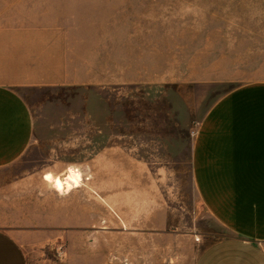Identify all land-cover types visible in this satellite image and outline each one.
<instances>
[{
  "label": "rangeland",
  "instance_id": "obj_1",
  "mask_svg": "<svg viewBox=\"0 0 264 264\" xmlns=\"http://www.w3.org/2000/svg\"><path fill=\"white\" fill-rule=\"evenodd\" d=\"M65 65L89 83L20 84ZM256 82L264 0H0V83L35 123L0 189L12 184V207L55 200L29 264H197L231 238L198 192L193 149L212 108Z\"/></svg>",
  "mask_w": 264,
  "mask_h": 264
},
{
  "label": "crops",
  "instance_id": "obj_2",
  "mask_svg": "<svg viewBox=\"0 0 264 264\" xmlns=\"http://www.w3.org/2000/svg\"><path fill=\"white\" fill-rule=\"evenodd\" d=\"M68 68H60L63 73L38 70L33 80L20 84L89 83L73 81ZM34 132L27 102L13 84L0 83V171L23 157ZM193 165L204 204L232 234L208 247L197 264H264V82L246 84L212 108L194 143ZM20 181L18 187H24L27 179ZM11 191L12 184L0 189V264H29L27 246L42 247V230L54 226L55 200L51 195L27 196L23 204L12 207Z\"/></svg>",
  "mask_w": 264,
  "mask_h": 264
},
{
  "label": "bare ground",
  "instance_id": "obj_3",
  "mask_svg": "<svg viewBox=\"0 0 264 264\" xmlns=\"http://www.w3.org/2000/svg\"><path fill=\"white\" fill-rule=\"evenodd\" d=\"M76 172L77 171L71 168L68 174L73 176ZM62 188L65 190L66 193H70L75 187L72 181L69 178H67L62 184Z\"/></svg>",
  "mask_w": 264,
  "mask_h": 264
}]
</instances>
